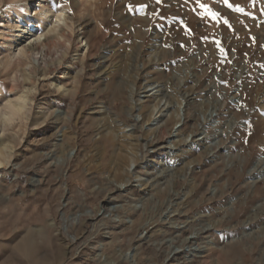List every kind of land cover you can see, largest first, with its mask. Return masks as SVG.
I'll return each instance as SVG.
<instances>
[{
	"label": "rangeland",
	"instance_id": "374dc122",
	"mask_svg": "<svg viewBox=\"0 0 264 264\" xmlns=\"http://www.w3.org/2000/svg\"><path fill=\"white\" fill-rule=\"evenodd\" d=\"M47 1L73 14L63 67L78 91L39 78L16 91L29 118L0 115V264H264V179L251 183L264 164V0ZM158 84L184 102L172 138L185 141L165 145L169 124L142 157Z\"/></svg>",
	"mask_w": 264,
	"mask_h": 264
},
{
	"label": "bare ground",
	"instance_id": "6f19581e",
	"mask_svg": "<svg viewBox=\"0 0 264 264\" xmlns=\"http://www.w3.org/2000/svg\"><path fill=\"white\" fill-rule=\"evenodd\" d=\"M8 1L10 2L11 10L7 12V15H15L14 18L17 19V21L15 20V27L18 29L16 32L18 34L16 39H9L7 35L5 36L3 34L2 30L6 27L7 23H9V20L6 18V22L0 24V78L7 67L12 68L7 91L2 90L3 87L1 88L0 84V100L4 101L3 104H0V115L6 120H11L16 117L29 118L32 115V107L27 106L24 94L22 93L18 95V92H16L18 86L24 88L27 84H34L37 82V79L39 78L48 80L50 76L57 75L58 73L56 78L58 85L56 86V89L63 90V93L70 95L71 97L78 91L77 83L79 76L77 74L71 75L69 69L63 67L64 61L68 55L69 46L75 41L74 34L76 33V23L73 14L67 13L66 16L63 15L65 10L54 7L47 0ZM21 24L24 25L21 26ZM39 24L43 26V29L37 28ZM21 39H23V42H20ZM17 43V49L15 51L6 57L2 56L3 53L9 52L13 44ZM152 50L154 59L151 63H154L158 59L156 54L157 49L152 48ZM74 56L77 60H83L85 58V55L81 53V50H78ZM150 88L149 92H151V94L149 97L154 104L151 106L152 109L148 114L149 123L145 128L142 127V130L145 133L143 134L146 138L144 139V143L137 139L136 145H134V147H140V149H142V157L149 154V150L153 148L155 141L157 140V135L160 131L166 129L169 124H172V131L169 134L170 137L166 139L165 145L169 146V149H171L178 147V145L185 141L180 139L179 135H175V138L177 139L172 138V134H176L177 132V125L182 123L183 120L181 116V109L184 104L183 100L171 104L164 99L165 94L162 90V86L158 84L156 87L152 86ZM50 108H47L46 112L51 116L54 114V111H50ZM140 108L141 106L138 110H140ZM102 111L104 115H113L109 108L106 109L102 107ZM139 118L140 116H138V119ZM115 122L119 127L122 125V123L118 121ZM132 128L133 127L131 126L119 128L122 131L121 136L125 138L126 141L132 142L134 139V129ZM220 136L221 135H219V137ZM174 154H176V152ZM9 157V154L5 150H3V152L1 151L0 166L4 164L8 165ZM145 168L146 167L143 166V169ZM185 169L184 166L177 167L175 172L182 173ZM256 171L257 175L252 177L253 180L251 183L253 185L257 184V181L260 179H264V164L260 165ZM143 178L144 179L140 180L141 177L137 176L136 184L140 188L143 187L144 191H153L155 188V185L152 182L153 178ZM119 186L121 189L122 185ZM186 195H188V193ZM82 217L85 219L88 217V214H79L77 219L80 220ZM73 224V221H70L66 225V228L73 226Z\"/></svg>",
	"mask_w": 264,
	"mask_h": 264
}]
</instances>
